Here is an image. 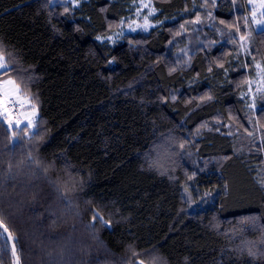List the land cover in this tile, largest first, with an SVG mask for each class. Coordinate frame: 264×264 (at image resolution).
<instances>
[{"label":"trees","instance_id":"trees-1","mask_svg":"<svg viewBox=\"0 0 264 264\" xmlns=\"http://www.w3.org/2000/svg\"><path fill=\"white\" fill-rule=\"evenodd\" d=\"M141 1L0 0L15 60L0 81L39 110L27 134L0 115V218L20 264H264V92L255 107L246 93L264 30L244 0H152L153 26L127 33ZM0 261L15 264L2 237Z\"/></svg>","mask_w":264,"mask_h":264},{"label":"snow or ice","instance_id":"snow-or-ice-1","mask_svg":"<svg viewBox=\"0 0 264 264\" xmlns=\"http://www.w3.org/2000/svg\"><path fill=\"white\" fill-rule=\"evenodd\" d=\"M233 2H235V0H233ZM208 4V0H204V4L201 6L206 7ZM248 4L250 6V14H251V18L253 23L257 24V25H264V0H248ZM212 5L215 6V0H212ZM142 8H148L150 9L148 15H151L152 12L155 11L154 8H152L150 6V4L148 3H142ZM257 12H259V18H257ZM209 15H211L209 13ZM145 19V24L147 25V16L144 17ZM245 21V26H247L248 24V17L244 18ZM195 22H200V17L199 15L196 16V20ZM220 23H224L223 20L220 21ZM228 27H235V30L237 32H240V28L239 26H234V25H227ZM146 30V29H145ZM99 39V37H98ZM110 39V37H109ZM240 40L241 41H246L247 40V36L246 35H241L240 36ZM241 47H245L244 44H241ZM251 54V53H250ZM11 58V59H10ZM253 60H255V57H253ZM14 56L11 52L8 51L7 47L0 42V76L2 75H7L10 72V63H14ZM222 66V65H221ZM256 68L259 69V72L257 73V75L259 76V78L264 81V66H262L260 63H256ZM250 83V82H249ZM12 85L13 88L11 91L8 90L7 86ZM0 89H3V98L0 99V114H3L4 119L7 121L8 126L11 128L13 126V123L15 124V127L17 129L21 128V119L17 118L14 119L11 110L7 107L5 101L7 100L9 95H16L17 93H19V89L20 86L16 84L15 80L13 79H8V80H4L2 82H0ZM257 91H260V88H257ZM21 99V97H17V101H14V105H16L18 103V101ZM208 99H210V97H208ZM255 100V98L253 97V101ZM22 107V105H20ZM250 107H255V103L253 102ZM36 105L35 103H33L31 105L30 108V112L32 115H35L36 113ZM26 119V123H24V126L22 128V131L27 134L28 131L35 127V124L33 122V119L30 117H25ZM13 136H15V132L12 133ZM249 135H253V133L249 132ZM260 144L261 147L260 149H258L259 151H264V138H261L260 140ZM180 147H183V145H180ZM262 186H264V178H262ZM92 222L95 223V221L99 220L102 224L104 225H108V221L104 220L103 216L100 214L99 211H93L92 214ZM0 228H3V233H0V237H2L5 241V244L8 243V241L13 240L14 241V237L13 234L8 230V228L4 225L3 223V219L0 218ZM6 234V235H4ZM11 251H12V255L15 257V264H20V257L19 255H17L16 252V242H13L11 244ZM248 254L250 256H256L257 253L255 251H253L251 248L248 250ZM261 255H264V250L260 251ZM134 255H138L136 253H134ZM0 264H3V261H0ZM136 264H145L143 259H138L136 261Z\"/></svg>","mask_w":264,"mask_h":264},{"label":"rangeland","instance_id":"rangeland-1","mask_svg":"<svg viewBox=\"0 0 264 264\" xmlns=\"http://www.w3.org/2000/svg\"><path fill=\"white\" fill-rule=\"evenodd\" d=\"M71 2L76 3V0H69ZM142 3H148L150 4V6L153 8V4H152V0H142L140 2V6L138 7V10L142 9L141 14L137 15V18L135 20H127V21H123L121 22V29H123L125 32L127 33H132V32H148L149 29L151 28V26H153V23L150 21V15H148L150 9L148 8H142ZM245 5L247 6L248 9V13L246 15V17H248V24L251 25V30H252V34L254 36H256L254 33L260 31V30H264V25H257L255 23H253L252 18H251V14H250V6L248 4V0H244ZM155 12V11H154ZM152 12V14L154 13ZM143 13V14H142ZM147 14V15H146ZM147 16V25L145 24V19L144 17ZM257 18H259V12H257ZM146 29V30H145ZM256 38H254L253 40H255ZM251 41V43L246 40V41H241L239 40V44H245V45H249L250 44V48H252L254 46V41ZM185 41H188L185 39ZM258 71L256 72L254 78L252 79V81L250 80L248 83V88H247V95L250 97L252 102L257 103L262 95V93L264 92V81H262L259 76L257 75ZM260 88V91H257V88ZM8 90L11 91L13 86L9 85L7 86ZM21 97V99L18 101L19 105H22L21 107V114L19 116H15L13 115L14 119H21L22 123L21 126H24V123H26V119L25 117H30L33 119L34 124H36V121L39 117V110H36L35 115H32L30 112V108H31V103L23 98L19 93H17L16 95H9L7 100L5 101V103L7 102V107L9 106V104L11 102L17 101V97ZM253 97L255 98V100L253 101ZM3 98V89H0V99ZM1 117L4 118L3 114H0ZM15 124L13 123V126L11 128H14ZM35 127L31 128L30 130L33 131ZM174 151V142L170 140H163L160 141L156 144V146H154L153 152L155 155V162L156 164H158L159 166H163V163L165 161L168 160V157L172 155Z\"/></svg>","mask_w":264,"mask_h":264},{"label":"built area","instance_id":"built-area-1","mask_svg":"<svg viewBox=\"0 0 264 264\" xmlns=\"http://www.w3.org/2000/svg\"><path fill=\"white\" fill-rule=\"evenodd\" d=\"M8 108L11 110L12 114L15 116H19L21 114V107H20L19 103L14 105V103L11 102L9 104Z\"/></svg>","mask_w":264,"mask_h":264},{"label":"water","instance_id":"water-1","mask_svg":"<svg viewBox=\"0 0 264 264\" xmlns=\"http://www.w3.org/2000/svg\"><path fill=\"white\" fill-rule=\"evenodd\" d=\"M0 230H1L2 233H3V228H0ZM4 235H6V234H4ZM13 242H15V241H13V240L8 241V243H9V245H10V248H11V244H12ZM16 252H17V248H16ZM17 255H18V252H17ZM12 256H13V255H12ZM13 258H14V262H15V257L13 256Z\"/></svg>","mask_w":264,"mask_h":264},{"label":"crops","instance_id":"crops-1","mask_svg":"<svg viewBox=\"0 0 264 264\" xmlns=\"http://www.w3.org/2000/svg\"><path fill=\"white\" fill-rule=\"evenodd\" d=\"M4 80H8V79H4ZM4 80H1L0 82H2V81H4ZM8 102V101H7ZM7 102H6V104H7Z\"/></svg>","mask_w":264,"mask_h":264}]
</instances>
